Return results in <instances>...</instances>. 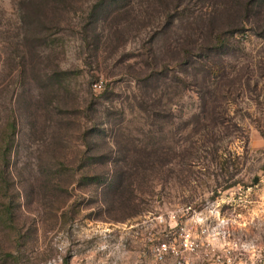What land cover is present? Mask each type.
<instances>
[{
  "label": "rangeland",
  "instance_id": "obj_1",
  "mask_svg": "<svg viewBox=\"0 0 264 264\" xmlns=\"http://www.w3.org/2000/svg\"><path fill=\"white\" fill-rule=\"evenodd\" d=\"M96 1L0 0V264H264V15Z\"/></svg>",
  "mask_w": 264,
  "mask_h": 264
},
{
  "label": "trees",
  "instance_id": "obj_2",
  "mask_svg": "<svg viewBox=\"0 0 264 264\" xmlns=\"http://www.w3.org/2000/svg\"><path fill=\"white\" fill-rule=\"evenodd\" d=\"M114 0H97L94 4L95 7L99 6V5H103V4H110L112 3ZM182 1H186V0H182ZM206 1V0H205ZM209 3L214 7V5H217L218 0H208ZM244 1L242 2L243 4V15L246 18V21H252V19H258L260 18L262 15H264V8L262 5H264V0H241ZM224 6H227L226 2L223 3ZM224 9H222L223 11ZM254 17H253V16ZM253 17V18H252ZM255 21V20H254ZM244 23V21H242ZM238 25V24H236ZM254 26H256L255 22H254ZM237 30L239 28H236ZM236 30V31H237ZM224 34V32L221 29H211L208 35V39L207 42H209V44H211L213 47L217 48L219 46L220 43H222L221 37ZM257 34L264 36V31L263 32H257Z\"/></svg>",
  "mask_w": 264,
  "mask_h": 264
},
{
  "label": "built area",
  "instance_id": "obj_3",
  "mask_svg": "<svg viewBox=\"0 0 264 264\" xmlns=\"http://www.w3.org/2000/svg\"><path fill=\"white\" fill-rule=\"evenodd\" d=\"M96 86H102V83H96ZM185 247H193L191 243H189V239L188 237H186L185 239ZM191 245V246H190ZM170 246H168V244L166 242H161L158 247L156 248V256L158 258V260H162L166 254L167 251H169Z\"/></svg>",
  "mask_w": 264,
  "mask_h": 264
}]
</instances>
